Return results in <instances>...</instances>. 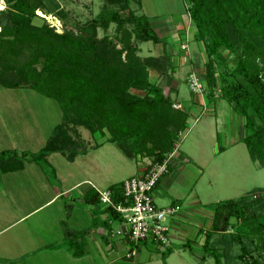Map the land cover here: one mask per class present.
<instances>
[{
    "label": "trees",
    "instance_id": "16d2710c",
    "mask_svg": "<svg viewBox=\"0 0 264 264\" xmlns=\"http://www.w3.org/2000/svg\"><path fill=\"white\" fill-rule=\"evenodd\" d=\"M4 1L0 87L24 86L56 101L62 111L61 124L47 144L31 154L30 161L47 163L53 152L69 160L85 154V144L75 130L82 127L92 134L107 133L106 141L119 146L130 159L166 162L168 171L178 166L170 154L178 134L187 128L189 114L174 109L163 89L149 82L148 69L166 77L174 65L167 51L138 56V43L166 46V39L157 35L149 19L130 7V2L138 4L139 0H107L115 8L105 5L84 26L60 34L46 21L33 24L37 10L47 11L44 0ZM187 4L193 41L205 54L204 95L209 99L218 93L242 117L245 135L241 141L249 158L264 167V0H187ZM111 24L114 36L98 37V30L105 32ZM27 156L18 157L15 150L0 151V170L9 172L14 162ZM107 189L112 204H123L122 181ZM256 191L213 205L210 228L199 232L204 237L203 259L208 255L214 264H231L222 258L234 257L243 264H264V197ZM84 200L89 205L100 203L93 188L85 192ZM105 211L114 218L120 215L111 206ZM233 245L239 253L229 258Z\"/></svg>",
    "mask_w": 264,
    "mask_h": 264
},
{
    "label": "rangeland",
    "instance_id": "374dc122",
    "mask_svg": "<svg viewBox=\"0 0 264 264\" xmlns=\"http://www.w3.org/2000/svg\"><path fill=\"white\" fill-rule=\"evenodd\" d=\"M140 2L143 9L139 15L151 17L156 14L159 16V18L152 20L154 24L160 19H168L167 17L181 14L186 17L187 0H140ZM44 4L47 11L37 10L35 13L36 17L33 18V24L41 25L43 21L47 22L48 17H51L59 22L57 26L60 31L57 32L55 29L59 34L63 30H75L84 26L97 16L105 5L115 8V6L109 5L107 0H44ZM138 6L140 5L136 6L135 2H130L132 9H137ZM53 15H56L57 18ZM49 20L54 22V20ZM0 21H4L1 16ZM191 26L193 28L192 23ZM114 29L115 25L111 24L105 32L99 29L97 35L98 37H113ZM174 42L175 44L178 43L177 41ZM138 47L137 54L140 57L157 56L165 51L161 49L163 47L161 44L154 46L151 42L138 43ZM189 47L197 49V43L191 41L189 42ZM222 52L226 54V51L223 50ZM177 54L181 63L180 65L177 64L178 59L172 62L174 71L169 77L179 84V90L172 91L169 94V98L173 101L178 96V101L183 105L181 109H184L189 114L187 128L184 132L179 133L177 137L179 152H185L184 147L187 142L193 145L190 140L192 136L196 135L202 127L205 130L213 131L214 122L209 112L207 113L202 107H191L194 109L191 112L192 109L188 106L191 103L189 101L190 95L186 73L191 71V68L193 73L197 76L200 75L199 69L203 68L205 61L203 49L200 56H196L192 62H190L186 51L180 52V49H177ZM165 88L167 87L165 86ZM131 92L139 96L143 95V92L141 93L137 90H131ZM237 116L235 117L236 120ZM226 119H223L221 128L220 125L217 126L218 144L219 147H227L230 151L225 155L213 156L211 155L212 150L209 149L206 150L207 152L204 156L202 155V159L205 160L203 163H208L204 168L206 172L201 177L197 189L203 194L202 197H205L201 198L203 209L211 211L213 205L219 201L236 200L247 193L254 192V190H257L256 192H259L264 197V167H260L249 158L244 143L237 145L233 149L228 144V141L237 142L245 134V129L242 126L238 127L237 122L234 121L230 131V126ZM61 122L62 111L56 101L24 86L18 89L0 87V151L15 150L18 157L22 153L28 154L26 159L20 158L19 162H14L9 167V172L0 170V205L5 206V209L8 206H10L11 210H14L16 207L18 209H20L19 207L29 208L33 204H39L45 197L52 195L54 188L59 192H69L68 195L64 194L63 199H59L57 203L49 207L50 213V211L53 212L58 209V205L60 206L61 202L69 201L71 194L75 195L78 192L77 190L68 191L76 181L89 180L90 184L94 185L93 189L104 190L108 185L122 180V178L130 175L135 170L137 162L130 159L119 146L107 142V133L106 136H102L99 133L92 134L82 127H75V130L85 144L87 149L85 154H79L73 160H69L64 154L53 152L48 155L47 163L30 161L31 154H37L47 144V141L53 136L56 126L61 124ZM73 138L77 140L74 136ZM210 142L212 140L205 141V145L209 147ZM211 146L213 144H210V148ZM11 168L16 169L13 170ZM87 188H89L88 184H81V189ZM206 192L209 193L205 194ZM38 194L43 197L39 198L36 196ZM155 199L158 203H161L157 198ZM163 201L166 202V198ZM62 213L59 214L62 215ZM41 216L43 215L40 214L38 217L36 215L28 220L26 222L28 227L31 226V223L32 225L42 224L47 216L42 218ZM64 221L67 227H76L75 224L73 226L72 221L68 222L66 219ZM169 222L170 220L168 219L165 224L168 226L170 225ZM30 230L27 241H21L23 246L20 245L34 250L40 243L28 241L29 239L35 241V233L38 230H36V227H31ZM59 230H61L60 226L58 228L55 225L54 228L49 230V233ZM219 235L217 234L215 237ZM119 248L120 244L117 242V249ZM179 253L181 255L182 252L180 251ZM238 253V246L233 245L228 251L229 258ZM180 255H172L169 264H214L213 258L208 255H205V259L202 261L203 250L194 246L192 250H186L182 256ZM233 258L227 259L223 257L222 261L226 262L229 260L231 264H243L238 260H233ZM158 260L161 261L160 264H167L160 255ZM53 263L56 264V261ZM24 264H43V262H38L36 257L31 256Z\"/></svg>",
    "mask_w": 264,
    "mask_h": 264
},
{
    "label": "crops",
    "instance_id": "0c3cea01",
    "mask_svg": "<svg viewBox=\"0 0 264 264\" xmlns=\"http://www.w3.org/2000/svg\"><path fill=\"white\" fill-rule=\"evenodd\" d=\"M2 1L5 2L4 0ZM135 5H140L137 9H133L139 15L143 9L140 0ZM186 5L188 4L186 3ZM146 17L157 35L166 39V46L161 47V49L172 55L173 62L178 59L177 64L180 65L181 63L177 49H180V52L186 51L190 62L196 56H200L202 49L199 43H197V49L189 47V42L193 41L194 29L191 26L187 12V18L184 14H181L167 17L168 19H160L155 24L152 20L159 18L158 15L153 14L151 17ZM174 41L178 43L175 44ZM182 45H185L187 50H183L181 48ZM190 70L186 73L187 77L193 72L191 68ZM199 72V77L203 80V68H200ZM169 76L161 77L156 71L148 69L149 82L159 85L163 89L164 94L168 96L172 91L179 88V84L175 80L170 79ZM138 92L142 93L143 91ZM189 95L191 103L188 104L189 108L199 106L207 113L209 112V115L213 117L211 119L214 122V129L209 131L205 130L204 127L200 128L197 134L190 139L193 145H190L189 142L185 145V152H179L177 145L173 161L177 162L178 166L173 167L172 170L164 174L155 188L153 199L158 207L163 208L177 204L181 208L178 213L168 218L170 220V225H168L169 246L162 248L151 241L141 242L138 245L130 242L128 239V226L120 215L114 218V216H110L105 211V206L85 203V192L90 187L94 188V185L90 184L89 180L83 179L73 183L68 190H77L78 192L75 195L70 193V200L61 202V205H58V209L53 212L50 211V213L49 207L57 203L59 199H63L64 194L68 195L69 192H59L54 188L52 195L45 197L42 202L33 204L29 208L19 207L20 209H18L16 207L11 210L10 206L5 209V206L0 205V264H24L31 256L36 257L38 262H43V264H54V261H56V264H160L159 255L164 259L163 261L169 264L171 256L174 254L180 255V251L182 252L180 256H182L186 250H192L193 246L198 249L202 248L204 237L203 234L199 235V232L210 228L213 215L211 210L203 209L201 198L204 196L202 197L203 194L197 189L201 177L206 172L204 168L208 163H203L205 160L202 159V155L204 156L207 152L206 150L209 149L212 150L211 155L213 156L225 155L230 151L227 147H219L218 144L217 126L220 125L221 128L224 118H227L230 131L234 121L237 122L238 127L242 126L244 128V126L242 117L234 114L230 105L222 100L218 93L209 99L204 94L195 95L190 91ZM173 102L183 107L182 103L178 101V96ZM236 116L238 117L237 120ZM244 135L237 142L228 141L232 149L242 144L241 140ZM209 140H212L210 142V144H213L211 148L210 144L209 147L205 145V141ZM135 161L137 162L135 170L118 182L130 176L142 174L148 167L149 160L146 158H137ZM81 184H88L89 188L81 189ZM207 193L209 192L205 194ZM36 196L39 198L43 197L39 194ZM155 198L161 203H158ZM165 198L166 202L163 201ZM61 212H63L62 215L59 214ZM40 214L43 215L41 218L47 216L45 221L42 224L32 225L31 223V226L28 227L26 222L33 216L37 215L38 217ZM65 219L68 222L72 221L73 226L75 224L76 227H67ZM55 225L58 228L60 226L62 231L59 230L60 233L59 231L49 233V230L54 228ZM31 227H36L38 231L35 233V241L29 239L28 242L40 243L34 250L22 247L23 244L21 242L27 241ZM117 242L120 244L119 249H117ZM130 249H134L136 255L128 258L127 254ZM168 251L169 253L166 257H162V254ZM201 259L204 261L202 256Z\"/></svg>",
    "mask_w": 264,
    "mask_h": 264
},
{
    "label": "built area",
    "instance_id": "2783aa9c",
    "mask_svg": "<svg viewBox=\"0 0 264 264\" xmlns=\"http://www.w3.org/2000/svg\"><path fill=\"white\" fill-rule=\"evenodd\" d=\"M6 9V4L0 0V11ZM39 11V10H38ZM47 19L46 16H44ZM51 27L59 32V22L55 23L47 19ZM183 50H187L182 45ZM188 89L195 95H203L205 84L203 80L195 73L187 77ZM174 109H181L179 104L173 103ZM184 132V131H183ZM181 133V132H180ZM177 146V145H176ZM175 150L170 154L174 156ZM168 172L166 162L148 164V167L142 174L130 176L122 181L123 204H112L111 194L108 189L97 190L99 204L107 207L111 206L128 226V239L137 244L142 241H151L157 246L166 248L170 244L169 228L165 224L167 219L178 213L181 208L174 204L163 208L154 203V191L164 174ZM136 255L134 249H130L127 257Z\"/></svg>",
    "mask_w": 264,
    "mask_h": 264
},
{
    "label": "water",
    "instance_id": "95a60500",
    "mask_svg": "<svg viewBox=\"0 0 264 264\" xmlns=\"http://www.w3.org/2000/svg\"><path fill=\"white\" fill-rule=\"evenodd\" d=\"M39 11H42L41 9H39Z\"/></svg>",
    "mask_w": 264,
    "mask_h": 264
}]
</instances>
